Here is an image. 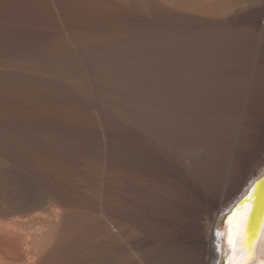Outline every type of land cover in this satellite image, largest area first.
<instances>
[{"label":"bare ground","instance_id":"obj_1","mask_svg":"<svg viewBox=\"0 0 264 264\" xmlns=\"http://www.w3.org/2000/svg\"><path fill=\"white\" fill-rule=\"evenodd\" d=\"M262 163L264 0H0V264H264Z\"/></svg>","mask_w":264,"mask_h":264},{"label":"water","instance_id":"obj_2","mask_svg":"<svg viewBox=\"0 0 264 264\" xmlns=\"http://www.w3.org/2000/svg\"><path fill=\"white\" fill-rule=\"evenodd\" d=\"M260 183L264 184V176H262L259 180H256L253 182L251 186V190L249 193H247L246 196L241 198L235 208H238L244 201L248 200V197L250 194H252V204L251 209L248 213V217L245 224V231L248 233V239L251 237L252 234H250L251 230L256 228V221L257 217L260 215L263 204H264V192L261 194V190L259 189Z\"/></svg>","mask_w":264,"mask_h":264},{"label":"rangeland","instance_id":"obj_3","mask_svg":"<svg viewBox=\"0 0 264 264\" xmlns=\"http://www.w3.org/2000/svg\"><path fill=\"white\" fill-rule=\"evenodd\" d=\"M262 169H264V163L260 164L259 166L256 167V173H258L259 171H261ZM227 213H225L224 215H226ZM223 219V218H222ZM221 219V221H222ZM221 221L219 223V227H222L223 224H221Z\"/></svg>","mask_w":264,"mask_h":264},{"label":"snow or ice","instance_id":"obj_4","mask_svg":"<svg viewBox=\"0 0 264 264\" xmlns=\"http://www.w3.org/2000/svg\"><path fill=\"white\" fill-rule=\"evenodd\" d=\"M230 224H232V222H233V219H232V217H229V221H228ZM231 229H230V233H231ZM229 243L230 244H232V243H234V240H233V237H232V235L230 234V236H229Z\"/></svg>","mask_w":264,"mask_h":264}]
</instances>
